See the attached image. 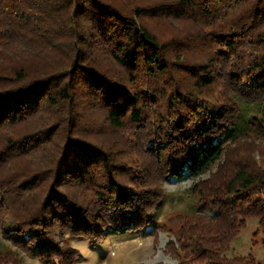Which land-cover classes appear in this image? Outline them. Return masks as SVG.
<instances>
[{"label":"trees","instance_id":"trees-1","mask_svg":"<svg viewBox=\"0 0 264 264\" xmlns=\"http://www.w3.org/2000/svg\"><path fill=\"white\" fill-rule=\"evenodd\" d=\"M0 55L1 228L31 256L75 264L65 234L154 224L163 181L218 164L177 249L264 264L224 254L247 218L264 231V107H242L264 100V0H0Z\"/></svg>","mask_w":264,"mask_h":264},{"label":"rangeland","instance_id":"rangeland-1","mask_svg":"<svg viewBox=\"0 0 264 264\" xmlns=\"http://www.w3.org/2000/svg\"><path fill=\"white\" fill-rule=\"evenodd\" d=\"M168 26L173 29L183 28L186 27V23L183 20H174ZM22 51L21 56L27 58L30 66L37 69H49L60 63L56 59L57 53L51 51L35 53L28 48ZM7 63L11 62L0 55V66ZM256 105L263 108L264 100L242 102L247 114ZM31 122L37 125L49 123L48 117L43 115L33 117ZM261 143L264 145L263 141ZM217 167L218 164H214L210 171L198 179L209 178ZM198 179L184 174L181 179L170 177L161 183L163 196L158 205L152 209L154 224L149 222L140 229L104 230L103 236L95 242L65 234L69 246L77 250L75 264H193L186 261L182 252L177 249L175 231L180 217L191 215L196 211L198 202L190 187ZM7 213V208L0 209V264H44L40 258L31 256L28 250L3 233L1 224ZM202 213L210 216L214 212L202 211ZM156 225H159V228H156ZM227 248L224 252L226 256L252 257L254 261L264 262V231L257 228L255 218L249 217L245 220Z\"/></svg>","mask_w":264,"mask_h":264}]
</instances>
